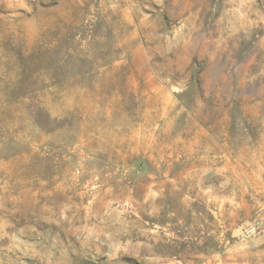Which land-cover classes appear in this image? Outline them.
Returning a JSON list of instances; mask_svg holds the SVG:
<instances>
[{"label":"rangeland","instance_id":"obj_1","mask_svg":"<svg viewBox=\"0 0 264 264\" xmlns=\"http://www.w3.org/2000/svg\"><path fill=\"white\" fill-rule=\"evenodd\" d=\"M0 264H264V0H0Z\"/></svg>","mask_w":264,"mask_h":264}]
</instances>
